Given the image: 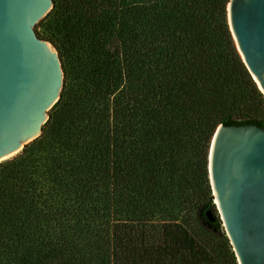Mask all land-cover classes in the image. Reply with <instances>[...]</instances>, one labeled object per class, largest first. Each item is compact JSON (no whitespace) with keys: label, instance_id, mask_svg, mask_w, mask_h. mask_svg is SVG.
I'll return each mask as SVG.
<instances>
[{"label":"trees","instance_id":"1","mask_svg":"<svg viewBox=\"0 0 264 264\" xmlns=\"http://www.w3.org/2000/svg\"><path fill=\"white\" fill-rule=\"evenodd\" d=\"M64 71L42 135L0 163V264H238L216 214L220 125L264 129L229 0H53Z\"/></svg>","mask_w":264,"mask_h":264},{"label":"water","instance_id":"2","mask_svg":"<svg viewBox=\"0 0 264 264\" xmlns=\"http://www.w3.org/2000/svg\"><path fill=\"white\" fill-rule=\"evenodd\" d=\"M53 0H0V163L38 139L59 101L57 49L35 26ZM229 28L264 95V0H229ZM212 198L238 264H264V129L220 125L209 152Z\"/></svg>","mask_w":264,"mask_h":264},{"label":"rangeland","instance_id":"3","mask_svg":"<svg viewBox=\"0 0 264 264\" xmlns=\"http://www.w3.org/2000/svg\"><path fill=\"white\" fill-rule=\"evenodd\" d=\"M39 23H40V22H39ZM39 23H38V24H39ZM38 24H37V25H38ZM37 25H36V26H37ZM36 26H35V30H36ZM52 45H53V44H52ZM259 115L261 116V118L264 119V107L259 108ZM217 212H218V215H216V214H212V213H208V217H209L210 221L213 222L217 217H219L220 220H221L220 213H219L218 209H217ZM221 222H222V220H221ZM222 227H223V230L226 232L225 227H224V225H223V222H222Z\"/></svg>","mask_w":264,"mask_h":264}]
</instances>
